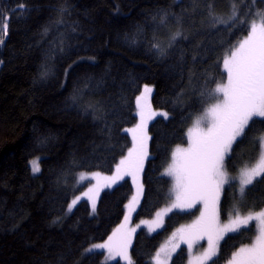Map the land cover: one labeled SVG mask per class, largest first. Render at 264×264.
I'll list each match as a JSON object with an SVG mask.
<instances>
[{
  "label": "trees",
  "instance_id": "obj_1",
  "mask_svg": "<svg viewBox=\"0 0 264 264\" xmlns=\"http://www.w3.org/2000/svg\"><path fill=\"white\" fill-rule=\"evenodd\" d=\"M219 1L239 5L234 19L214 22V0H0V27L7 23L0 31V264H123L85 249L105 241L126 214L117 232L168 203L172 147L188 143L194 121L222 96L214 90L227 80L224 59L251 31L254 13L264 14V0ZM114 108L130 119L101 123ZM141 113L149 156L135 181L123 175L99 189L95 211L82 199L68 212L82 189L79 173L116 174ZM263 134L264 117L254 116L226 157L229 173L259 158ZM233 183L220 202L224 218L239 200ZM240 202L239 210L264 208V174ZM195 213L172 212L162 229L135 232L132 264H152ZM255 225L227 235L209 264L250 243ZM187 260L182 245L169 264Z\"/></svg>",
  "mask_w": 264,
  "mask_h": 264
},
{
  "label": "snow or ice",
  "instance_id": "obj_2",
  "mask_svg": "<svg viewBox=\"0 0 264 264\" xmlns=\"http://www.w3.org/2000/svg\"><path fill=\"white\" fill-rule=\"evenodd\" d=\"M193 2L195 3V0ZM20 10L26 11L23 7ZM256 15L261 17L260 24L253 22L247 37L223 61L227 83L218 84L214 90L215 93L222 94V99L212 105L205 117L196 121L194 129H189L188 147L176 149L173 153V163L167 169V174L173 176L176 181V201L172 207L192 208L198 202L204 204V211L190 226L188 237L191 239L197 236L202 238L205 234L208 236L209 251L206 253L208 259L216 254L213 236L220 231L217 224V204L223 185L228 183L227 174L222 170L225 155L231 150L236 138L244 134L248 122L254 116L264 117V14ZM232 18H235V14ZM164 22L165 19L162 18L161 23ZM214 22L225 23L219 18ZM0 31L6 34V22L0 27ZM2 43L0 40V44ZM145 91L150 92L151 89L146 86ZM209 117L210 121L206 128H201L202 120ZM127 131L132 132L133 147L129 150L128 157L121 160L117 166V175L105 177L106 180L115 182L123 175H132L135 181L136 173L142 169L143 159L147 155V134L142 113L141 123ZM32 171L34 173L39 171L35 161ZM261 172H264V164L245 173L246 178L241 181L242 195L244 186L252 184L253 178L260 176ZM96 175L99 176L98 173ZM136 199L137 197H133V201ZM76 202L72 201L69 211ZM248 219L253 217L249 216ZM255 219L261 223L260 234L251 246L241 248L235 254L233 264H264V211L258 213ZM189 246L191 247V244ZM99 248L113 251L111 243L93 245L86 251L91 252ZM124 248L126 244L118 246L117 250L123 252ZM157 264L163 262L157 258Z\"/></svg>",
  "mask_w": 264,
  "mask_h": 264
},
{
  "label": "rangeland",
  "instance_id": "obj_3",
  "mask_svg": "<svg viewBox=\"0 0 264 264\" xmlns=\"http://www.w3.org/2000/svg\"><path fill=\"white\" fill-rule=\"evenodd\" d=\"M253 19L254 20L251 21V24L253 22H255L257 25L260 24L261 17L257 16L256 12L253 15ZM246 37H244L242 40H244ZM242 40H240V42ZM239 43L235 48H237L239 46ZM235 48L232 49L231 51H234ZM231 51L226 56V58L230 55ZM225 83H227V80ZM220 99H222V96H220L216 101L212 102L208 107H206L204 112H202V114L200 115L199 119H201L202 117H205L206 113L212 107V105L216 104L218 102V100H220ZM158 114L159 113H157L156 115H158ZM150 121H151V119L148 118V123ZM196 121L197 120L194 121L192 129H194ZM209 121H210V117L208 119L202 120L200 127L206 128ZM188 133H189V130H188ZM188 133H187V136H188V141H189ZM262 137H264V134ZM149 139H150V137L148 135V138L146 141L147 155L144 157L143 162H145V160L149 156V152H148ZM261 142H262L263 149H262V153L260 154L259 158H257L253 163H250V165L239 168V170H237V172L229 173L227 171L225 160H226L228 153L225 155L222 170L224 172H226V174H227L228 183L223 185L222 190H221L220 195H219V200H218V204H217V216H218L217 224L219 225L220 231L218 234H215L213 236V240L216 244V254L214 256H212L211 259H208L206 257V253L209 251V240H208V236L206 234L203 235L202 238L197 236V237L189 239V237H188V232H189L190 226L193 225V223L200 218L201 212L204 211V204L202 202H198L192 208H187V207L174 208V207H172L173 203L176 201V191H175L176 181H175V178L173 176H170V175H168V176L172 179V188H171V192H170V199L165 206H163L161 209H159L156 212V214L151 218L140 219V220L135 221V222H131V219H130V221L127 225L129 231L126 230V226H125L122 228V230L117 232L118 228L122 224H124V222L127 220L128 214H126L124 221H122L123 223H120L119 225H117L114 228V230L117 228L115 231L117 233L115 235H113L114 237L111 236L113 234L114 230L108 236V238L110 236L113 237L112 241H110V238H111L110 237L109 239L107 238L103 242L93 243L88 248L85 249L84 254L92 253L95 251H104L106 254V257H105L106 263H110L113 261H120L123 264H132L129 246H130V243L132 241V236L135 232H137L139 229H145L148 233H154V232H156V231H158L164 227L166 218L170 213H172V212L185 213L187 211H196L194 218L187 220L183 224H180L174 230V232L166 238V240L162 243V245L156 251V253L153 257V260H152V264H157V258H159L163 262V264H169L171 262L173 255L175 254V252L182 245H184L187 248L188 260H187L186 264H209L211 262V260L214 259L218 255L220 244L227 235L235 233V232L240 231V230H243L245 227H249L251 224L253 225V222H255L256 225L253 227V229H254L253 234L254 235H252L250 237L251 238L250 243L243 244L240 248H238L232 254V256L230 257L229 260H227L225 263H223V264H233V257L235 256V254L238 253L241 248L251 246L255 242L256 237L260 234L261 223L258 219H255V217L258 213L264 211V208L260 211H256V210L247 211V210H239L238 207L241 208V206H240L241 202L240 201L243 200L244 195H245V190L249 186V185L244 186V193L242 195L241 194V181L246 178L245 173L250 171L253 168H258L259 166L264 164V139H261ZM178 147L179 148H187L188 143L185 145L176 146L173 149L170 162L166 166V172H167V169L169 168V166L173 163V153L176 151V149ZM128 154H129V152H128ZM128 154L126 157H128ZM34 161L37 162V160H34ZM96 174L97 173H93V172H91V173L86 172V173L80 174L83 176H80L78 178V182L81 184L82 189L77 195H75L73 197L72 201L76 200L78 202L82 199H86L91 203V205L93 207V203H92L91 199L94 201L98 196L99 189L106 187V186H109L112 183L111 180H106L104 178L105 177H114L117 175V172H116V174L111 175V176L101 174V173H98L99 176H97ZM263 174H264V172H261L260 176H262ZM260 176L254 177L253 182ZM140 179H141V175H140ZM231 182H234L233 185H235V190L238 191L239 200L237 203H234L231 211L229 212L227 217L224 218L221 214L220 202H221L225 188ZM137 193H138V191L136 189V192L134 194L137 195ZM77 198H79V199H77ZM72 201H71V204H72ZM96 205H97V202L95 203V210H96ZM72 208H73V206L71 207V210H72ZM68 212H69V210H68ZM249 216L253 217V219H248ZM225 226H227V227H225ZM233 228L235 230H231ZM125 231H126L127 235L124 233L123 236L120 237L121 232H125ZM108 241H109V243H111V245L113 247L112 253H110L108 250H106V248L93 249V251H91V252L86 251L87 249H91L93 247V245L107 244ZM125 244H126V248H124L123 252H119L117 250L118 246H123ZM189 244H191V247L189 246ZM158 253H159V257H157Z\"/></svg>",
  "mask_w": 264,
  "mask_h": 264
},
{
  "label": "bare ground",
  "instance_id": "obj_4",
  "mask_svg": "<svg viewBox=\"0 0 264 264\" xmlns=\"http://www.w3.org/2000/svg\"><path fill=\"white\" fill-rule=\"evenodd\" d=\"M213 3L215 4V6L217 5L218 8L216 10H214L213 9L214 4L211 5V3H210L209 4L210 7H209L208 13L210 15H212V16L218 17L219 19H223L225 22L228 21V19H230L234 15V13L232 11L235 10V9H237V8H239V5L236 4V3L235 4H232L231 3L230 7L229 6H226L227 8H224L225 6H222L223 3L221 4V2L219 0H214ZM232 31H237V28L234 27V29ZM120 114L122 115L121 108H119V109L114 108L112 110L111 114L109 115V117L106 120L103 118L101 120V123L102 122H112V121L113 122H119V120L120 119H123L124 117L126 119H128V120L130 119L131 114L129 113V111L128 112L124 111L122 118H120ZM97 122H98V119H97ZM117 124L118 123H116V126H117ZM175 147L176 146H173L172 148L174 149ZM79 174H81V173H79Z\"/></svg>",
  "mask_w": 264,
  "mask_h": 264
}]
</instances>
